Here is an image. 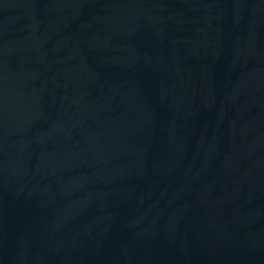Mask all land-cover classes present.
I'll return each instance as SVG.
<instances>
[{
    "label": "water",
    "instance_id": "water-1",
    "mask_svg": "<svg viewBox=\"0 0 264 264\" xmlns=\"http://www.w3.org/2000/svg\"><path fill=\"white\" fill-rule=\"evenodd\" d=\"M0 264H264V0H0Z\"/></svg>",
    "mask_w": 264,
    "mask_h": 264
}]
</instances>
